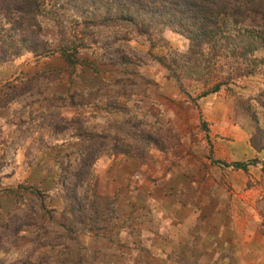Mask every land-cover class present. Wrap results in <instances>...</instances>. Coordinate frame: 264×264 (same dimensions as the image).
I'll return each mask as SVG.
<instances>
[{
    "label": "rangeland",
    "instance_id": "374dc122",
    "mask_svg": "<svg viewBox=\"0 0 264 264\" xmlns=\"http://www.w3.org/2000/svg\"><path fill=\"white\" fill-rule=\"evenodd\" d=\"M68 3L25 27L0 0V264H264V51Z\"/></svg>",
    "mask_w": 264,
    "mask_h": 264
},
{
    "label": "trees",
    "instance_id": "16d2710c",
    "mask_svg": "<svg viewBox=\"0 0 264 264\" xmlns=\"http://www.w3.org/2000/svg\"><path fill=\"white\" fill-rule=\"evenodd\" d=\"M2 1H6V10L9 14H17L23 25L29 27L30 20L35 24V16L39 14L36 8L44 0ZM68 1L71 8L82 12L85 10L83 4L86 2L91 3L93 7L105 5L100 15L102 23H114L117 27H133L138 34L146 33V30L160 21L164 24L167 18V24L172 29L188 38L189 54L194 56L206 52L209 55L208 61L228 56L229 59L246 58L256 50L264 51V0ZM95 3L100 4L94 5ZM74 53L68 54L66 49L61 51L63 59L69 65L75 60ZM221 84L222 82L214 83L210 91H217ZM232 166L245 167L243 162L238 161L233 162ZM74 199L75 205L72 211L76 217L86 209V218L89 222L93 223L101 219L102 207L93 201L90 202L87 195L83 197L76 195Z\"/></svg>",
    "mask_w": 264,
    "mask_h": 264
}]
</instances>
